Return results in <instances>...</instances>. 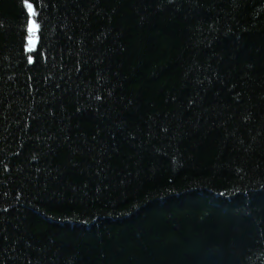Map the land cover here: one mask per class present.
<instances>
[{
    "label": "trees",
    "instance_id": "trees-1",
    "mask_svg": "<svg viewBox=\"0 0 264 264\" xmlns=\"http://www.w3.org/2000/svg\"><path fill=\"white\" fill-rule=\"evenodd\" d=\"M28 3L32 51L0 0V264H264V0Z\"/></svg>",
    "mask_w": 264,
    "mask_h": 264
},
{
    "label": "snow or ice",
    "instance_id": "snow-or-ice-1",
    "mask_svg": "<svg viewBox=\"0 0 264 264\" xmlns=\"http://www.w3.org/2000/svg\"><path fill=\"white\" fill-rule=\"evenodd\" d=\"M25 5L28 9V32H29V41H30V46H29V51L33 50V44H32V37L35 35L36 31L39 29V25L34 19H31L32 17H35L37 15L36 11L33 9V4L28 3V0H25ZM29 62H31V58H29Z\"/></svg>",
    "mask_w": 264,
    "mask_h": 264
},
{
    "label": "water",
    "instance_id": "water-1",
    "mask_svg": "<svg viewBox=\"0 0 264 264\" xmlns=\"http://www.w3.org/2000/svg\"><path fill=\"white\" fill-rule=\"evenodd\" d=\"M33 49H37V40L32 39ZM28 46H30V41L28 42Z\"/></svg>",
    "mask_w": 264,
    "mask_h": 264
},
{
    "label": "bare ground",
    "instance_id": "bare-ground-1",
    "mask_svg": "<svg viewBox=\"0 0 264 264\" xmlns=\"http://www.w3.org/2000/svg\"><path fill=\"white\" fill-rule=\"evenodd\" d=\"M29 42V41H28ZM28 48H29V46H28ZM33 50H35V49H33Z\"/></svg>",
    "mask_w": 264,
    "mask_h": 264
}]
</instances>
